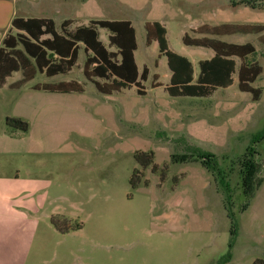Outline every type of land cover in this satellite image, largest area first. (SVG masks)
<instances>
[{
  "label": "rangeland",
  "instance_id": "374dc122",
  "mask_svg": "<svg viewBox=\"0 0 264 264\" xmlns=\"http://www.w3.org/2000/svg\"><path fill=\"white\" fill-rule=\"evenodd\" d=\"M247 2L33 0L29 16L52 17L59 29L69 18L71 28L132 22L137 64L150 76L145 96L137 87L102 94L84 75L81 49L67 75L38 73L12 88L23 79L16 72L0 88V264H217L229 251V264L264 260V137L253 139L264 130V32L219 37L256 47L249 61L262 68L252 84L257 98L239 88V58L231 87L206 98L170 96L167 58L146 42L147 23L165 25L170 49L190 59L197 78L215 52L185 45V34L200 37L203 25L264 27V0ZM109 35L100 29L107 46ZM64 81L83 91L34 89ZM151 153L148 166L137 157Z\"/></svg>",
  "mask_w": 264,
  "mask_h": 264
},
{
  "label": "trees",
  "instance_id": "16d2710c",
  "mask_svg": "<svg viewBox=\"0 0 264 264\" xmlns=\"http://www.w3.org/2000/svg\"><path fill=\"white\" fill-rule=\"evenodd\" d=\"M251 3V0H248ZM247 2V3H248ZM73 20H66L60 29L52 19L15 18L12 30L3 39L0 47V88L7 84V79L16 72H22L23 79L11 87H21L40 73L48 78L71 73L78 64L81 49L86 54L84 75L93 82L102 94L111 95L123 89L137 87V93L145 96L142 82L149 80L150 69L144 66L140 70L135 52L138 49L137 33L130 21L92 20L88 26H73ZM100 29L107 30L109 45L100 39ZM195 32L199 35L230 36L238 33L262 35L263 26L221 25L212 27L203 25ZM146 42L149 46L158 44L159 52L167 58L172 72L170 85L166 91L172 97L206 98L212 96L218 88H229L234 84L233 75L237 72L235 58L241 60L238 70L239 88L243 93H251L255 98L260 91L252 86L261 74V67L249 58L255 55L256 47L251 44H233L208 37L193 38L186 34L183 42L187 46L212 49L215 55L200 62V74L195 78L193 63L187 57L173 52L167 39L168 30L159 22L146 24ZM264 45V35L260 38ZM115 48V51L110 50ZM159 86H154L160 87ZM36 90L68 94L82 92L83 85L77 81L37 84ZM10 126L27 130V125L19 119H8ZM264 130L254 136L260 141ZM190 154L203 160L211 157L209 152L190 146ZM137 157L147 158L146 166L153 163V154ZM136 180V172L132 182ZM238 231L235 230L230 245L232 249ZM232 253L229 251L217 264H229ZM254 264H264L257 260Z\"/></svg>",
  "mask_w": 264,
  "mask_h": 264
},
{
  "label": "crops",
  "instance_id": "0c3cea01",
  "mask_svg": "<svg viewBox=\"0 0 264 264\" xmlns=\"http://www.w3.org/2000/svg\"><path fill=\"white\" fill-rule=\"evenodd\" d=\"M32 3H33V0H0V47L2 45L3 39L6 37V35L9 32L15 33V31L12 30V22L15 18H17V17L25 18V19H27V18H47V19L54 20L52 17H30L29 16V14H30L29 10H31ZM66 20H73L75 23V20L70 19V18L63 20L62 23ZM55 23H56V21H55ZM74 23H73V26H74ZM56 25H57V23H56ZM75 27H79V25L75 26ZM186 34H188V33H186ZM203 37L221 40V39H219L218 36L214 37V36H209V35H200V37H193V38H203ZM222 37H224V36H222ZM235 60H236V58H235ZM9 78H11V77H9ZM9 78L7 79V83H8Z\"/></svg>",
  "mask_w": 264,
  "mask_h": 264
}]
</instances>
